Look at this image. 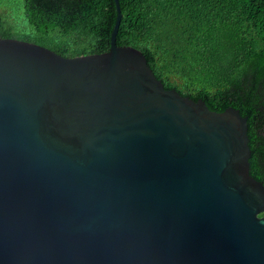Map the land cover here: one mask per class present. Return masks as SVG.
<instances>
[{
    "label": "water",
    "instance_id": "95a60500",
    "mask_svg": "<svg viewBox=\"0 0 264 264\" xmlns=\"http://www.w3.org/2000/svg\"><path fill=\"white\" fill-rule=\"evenodd\" d=\"M113 1L106 53L0 38V264H264L247 117L166 90Z\"/></svg>",
    "mask_w": 264,
    "mask_h": 264
},
{
    "label": "trees",
    "instance_id": "16d2710c",
    "mask_svg": "<svg viewBox=\"0 0 264 264\" xmlns=\"http://www.w3.org/2000/svg\"><path fill=\"white\" fill-rule=\"evenodd\" d=\"M118 2L116 45L141 51L166 90L247 117L250 175L264 185V0ZM115 20L113 0H0V38L63 57L108 52Z\"/></svg>",
    "mask_w": 264,
    "mask_h": 264
}]
</instances>
